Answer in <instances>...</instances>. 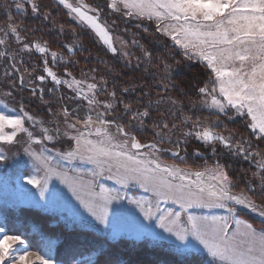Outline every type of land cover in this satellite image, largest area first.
Listing matches in <instances>:
<instances>
[{
  "label": "snow or ice",
  "instance_id": "obj_1",
  "mask_svg": "<svg viewBox=\"0 0 264 264\" xmlns=\"http://www.w3.org/2000/svg\"><path fill=\"white\" fill-rule=\"evenodd\" d=\"M48 7L41 0H11L5 6L0 61L11 62L14 71L4 70L5 82L11 79V87L3 93L0 145L9 149L19 145L29 158L36 175H27L23 184L35 190L32 206L47 209L55 190L53 185L50 191L49 184L58 182L83 210L80 226L98 233L87 249L92 254L77 264H122L118 259H105L113 255L116 245L150 241L158 246L166 240L171 245L169 238H174L176 253L202 249L210 264H264V0H104L103 5L53 0L56 13L89 30L103 45L105 55L111 54L125 69H132L135 61V70L143 69L142 78L151 75L147 91L138 81L121 87V72L102 58L99 63L105 71L93 66L77 78L66 67L71 57L65 59L51 51L48 41L27 40L28 31L38 30L23 25L29 10L40 26L51 22L48 30H57L55 13L44 10ZM126 25L142 29L141 39L147 42L137 39L139 33L130 42L119 35ZM123 30L127 33L126 27ZM57 36H64V24H59ZM13 43L20 47L12 48ZM154 44L167 51L157 55ZM79 47L75 39L62 45L68 53ZM21 52L39 54L41 74L33 76L25 68L29 79L24 73L15 75L22 66L17 61ZM58 61L65 65L63 77L53 71ZM170 61L198 63L205 69L207 79L193 89L196 99L188 97L189 111L197 106L207 110L215 117L210 123L186 114L188 94L174 80ZM17 79L19 90L29 89L27 102L24 96L16 98ZM65 88L70 95L63 92ZM132 93H138L135 104L125 99ZM9 100L15 102L12 107ZM32 100H39L42 112L28 110ZM225 118L237 124L243 121V130L221 128ZM149 122L152 137L145 142L142 137ZM192 140L211 147L213 156L219 148L221 156L246 163L248 168L242 170L251 171V177L245 176L244 187L230 174V160L217 159L202 170L181 168L175 160L185 162V146ZM57 143L68 146L60 150ZM164 153L175 160L166 162ZM202 154L198 148L192 152L197 158ZM4 159L0 155V161ZM77 161L92 167L86 172L67 167ZM101 177L119 188L99 184ZM130 187H139L151 198L135 199L121 191ZM123 201L139 216L123 209ZM216 210L223 214L216 215ZM241 210L257 217L258 227L256 222L241 219ZM124 212L134 219L135 228L119 226ZM54 247L51 239L44 238L39 251H32L18 229L0 222V264H55Z\"/></svg>",
  "mask_w": 264,
  "mask_h": 264
},
{
  "label": "trees",
  "instance_id": "obj_2",
  "mask_svg": "<svg viewBox=\"0 0 264 264\" xmlns=\"http://www.w3.org/2000/svg\"><path fill=\"white\" fill-rule=\"evenodd\" d=\"M42 4L48 5L50 7L45 8V11L51 10L55 13V19L59 24H64V36L58 37L57 30L49 31L48 29L52 28L51 22L47 23L46 26H40L41 22L39 19L29 15L23 18V25L31 30L37 28L38 30L33 34L31 31H28L26 34V39L31 40H40L42 43L48 41L51 51H57L67 59L71 57V62H69L66 67L68 71H71L73 75L77 78H81L82 70L87 72L89 68L95 66L98 67L101 72L105 71L104 65L99 63V59L102 58L108 62L109 66H114L118 71L121 72L120 77V86L124 84H131L134 82H139L142 85H145L144 90L147 89V84L152 83V76L147 75L142 78L143 69L135 70V61H133L132 69H125L123 64L116 58H113L111 54L105 55V50L103 45L98 43L97 39L89 31L81 29L73 21H70L66 15L63 13H56L55 8H52L53 0H41ZM87 3L93 5H103L104 0H86ZM11 0H0V25H2L7 17V12L4 11L5 6L10 4ZM11 12L15 14V7L11 8ZM105 16L102 15V19ZM109 22L111 17H107ZM20 18H17V23H20ZM145 25H148L147 21H144ZM124 27L127 28V33L123 30ZM75 32V37L73 36ZM137 35V39L141 40V43H146L145 39H141L143 36L142 29H136L132 25L121 26V31L118 33L129 42L134 34ZM81 46L74 49L72 53H68L66 49L62 48L64 44H70L73 40ZM170 43V42H169ZM154 48L158 49L157 55L160 52H166V49H163L160 45H152ZM20 46L13 43L12 48L18 49ZM133 52H137V49H131ZM176 60H183L181 56H176ZM17 61L20 65V71L15 73L18 77L21 73H24V69L27 68L29 73H32L33 76L42 73L43 61L40 58L38 53H24L21 52L17 57ZM51 65V60H49ZM174 65V80L187 92V96L184 99L185 112L188 115L193 117H200L201 119L211 122L215 119L214 116H210L207 110L197 106L192 108L189 111V100L188 97L196 99V94L194 92V86L207 79L206 71L198 63L189 64L187 61H183L181 64L176 65L175 61H170ZM5 68H8L9 71H14L11 68V62L5 64L3 61H0V72H4ZM35 69V72H33ZM53 71H56L57 74L63 77L65 71V65L57 62V66L53 68ZM156 69L153 68L152 72H155ZM26 80L29 79L27 73H24ZM97 78H99V73H97ZM111 84V77H109ZM19 80H16L17 88L14 89L16 92V98L19 99L21 96H24L26 102L30 99V92L28 88L19 90L18 85ZM36 84H39L38 81H35ZM11 85V79L8 82H5V78H0V92H5L6 89L9 90L5 85ZM50 86V85H49ZM111 90V88H110ZM179 91V89H177ZM59 95V94H58ZM154 95V93H153ZM138 93H132L125 96V99L135 104ZM46 95V99H47ZM101 100H104L105 97L101 96ZM67 105L70 103L67 102ZM18 106V105H16ZM71 106V105H69ZM73 106V105H72ZM28 109L33 111H42L43 106L39 100H32L28 103ZM155 118V117H153ZM227 125L231 129H240L243 130V121H240L239 124L233 121H227L226 118L224 123L220 125L223 128ZM179 135V132H177ZM152 137L151 132V123L149 122L148 129L145 130V133L142 139L145 142H149ZM175 138V137H174ZM163 147H168L167 144ZM187 155L185 162L181 163L175 158L169 157L167 153H164L163 156L167 162H175L181 167H187L190 169H200L205 166H212V164L219 159L221 162L230 160L229 171L233 179L238 182L239 187H244L245 176L251 177V171L245 173L242 169H247L248 165L241 161L232 160L226 154L221 156L220 150L215 156L212 154L211 147L204 148L199 142L192 140L188 145ZM199 149L203 154L197 158L192 156V152L195 149ZM181 154L184 155L183 149H181ZM239 190V189H237ZM241 219H246L248 222H256L254 226L258 227V219L253 215L241 211ZM7 222V225L13 229H18L20 233L23 234L26 239V243L31 246L32 250H39L42 239L47 238L51 239L55 247L53 249V259L59 264H77V262H82L83 259L91 255L92 253L87 251L94 243L98 234L88 230L82 229L78 226H72L63 220L57 218L50 214H45L39 210L32 208H3L2 209V221ZM83 253V255H81ZM105 259H118L122 264H210L205 260V258L197 253H190L185 255H180L176 253L172 248L166 244H161L158 246L150 245L146 241H141L139 243H134L131 241H124L115 246V252L112 256Z\"/></svg>",
  "mask_w": 264,
  "mask_h": 264
},
{
  "label": "rangeland",
  "instance_id": "obj_3",
  "mask_svg": "<svg viewBox=\"0 0 264 264\" xmlns=\"http://www.w3.org/2000/svg\"><path fill=\"white\" fill-rule=\"evenodd\" d=\"M86 31H89V30H86ZM48 59L51 60V57L49 56ZM0 78L1 79L5 78L4 72H0ZM18 85H19V82H18ZM49 85H50V82H49ZM5 87L10 88L11 85L6 84ZM6 91H8V89H6ZM63 92L65 94L70 95L69 90L66 88L63 89ZM3 93L4 92H0V110H3L2 105L5 103ZM67 102H69L70 103L69 105H71V106L69 105L68 106L72 107L73 102L72 101H67ZM14 103H15L14 101L9 100L8 101L9 107H12ZM30 111H33V110H30ZM37 112H40V111L37 110ZM81 115H83V109L81 110ZM67 146L68 145L66 143L65 144L57 143L55 145V147L60 150L66 149ZM49 147H52V145H49ZM0 155H3L5 157L4 160L0 161V222L2 221V209L3 208H16L17 209V208L25 207V208H32V209L39 210L40 212L45 213V214H50L53 216L55 215L60 220H63L64 222L72 226H78L82 229L91 230L89 228L80 226L78 221H79L80 215L83 213V210L79 209V205L76 204V202L71 199L70 194L67 192V189L61 186L58 182L53 181V182H50L49 184L50 191L53 190V185H55V190H54V195L52 196L50 200L49 207L47 209H41L39 207L32 206L33 205V194L35 193V190L32 189L28 185H24L23 178H25L27 175H36V172L33 169L29 158L24 154L22 148L19 145H17L15 148H12V149H9L5 145H0ZM168 156L171 157L170 154ZM162 159L166 161L163 154H162ZM168 163H171V162H168ZM67 167L69 168L75 167L81 171L86 172L92 166L82 165L79 163V161H77L74 163V165H69ZM181 168L190 169L187 167H181ZM203 168L204 167L200 168V170H202ZM18 178L20 179L18 180ZM98 182L99 184H102L106 188H111V189L119 188V186L116 185L112 180H108L103 177L99 178ZM98 190L99 189L97 188V191ZM121 191H126L128 196L133 197L135 199H150L151 198L149 194L143 192V190L140 189L139 187H130L126 190L121 189ZM35 199L38 200L39 197L36 196ZM122 205H123V209L125 210L131 209V211L135 214V216H139L138 212H136L135 209L132 208V206L127 203V201H123ZM113 207L118 208L120 207V205H113ZM161 207H172V205L162 204ZM241 211L247 212L246 210H241ZM197 214H206V213L197 212ZM215 214L222 215L223 213L221 210H216ZM118 223L120 227L125 228V229H132L136 227V222L131 216L128 215L127 212H124L123 214L120 215ZM169 239L172 242L171 245L169 243V240L163 241L161 242V244H166L167 246L173 249L174 244H175L174 238H169ZM146 242L152 245L150 241H146ZM196 247L199 248L200 246L197 244ZM32 251H39V250H32ZM191 253H197L203 256L205 260L210 263V258L207 256L205 252H203L202 249L200 251H193ZM51 256L53 258V250L51 252ZM55 264H59V263L55 261Z\"/></svg>",
  "mask_w": 264,
  "mask_h": 264
}]
</instances>
